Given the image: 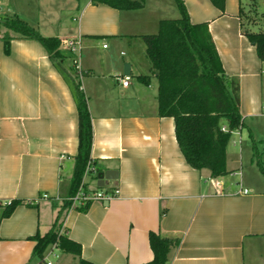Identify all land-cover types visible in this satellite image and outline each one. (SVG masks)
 <instances>
[{
	"label": "crops",
	"instance_id": "0c3cea01",
	"mask_svg": "<svg viewBox=\"0 0 264 264\" xmlns=\"http://www.w3.org/2000/svg\"><path fill=\"white\" fill-rule=\"evenodd\" d=\"M134 1L142 6L0 0V17L16 14L44 36L62 42L81 36L83 41L80 76L64 43L57 62L40 42L0 24V215L7 203L21 202L0 219V264L39 263L31 257L35 243L30 238L52 230L63 209L79 146L69 76L81 83L93 126L94 171L84 177L83 191H118L110 201L64 211L63 227L81 246L82 259L150 263L153 232L180 241L168 264H264V175L253 151L244 157L249 133L264 135V62L245 34L244 18L252 6L263 14L264 0H225L224 9L212 0H182L192 23L208 24L226 73L239 85L240 112L248 128L232 134L229 174L219 178L187 163L175 120L159 115L158 80L143 36L157 33L162 20L180 16L174 9L175 18L166 17L158 0L153 11L149 0ZM7 31L11 39L5 52ZM126 64L131 83L123 87L116 78L125 74ZM140 75H149V84ZM108 171L117 172L118 179L99 187L98 174ZM212 179L221 187L215 188ZM245 189L250 194L244 195ZM54 254V264H79L71 254Z\"/></svg>",
	"mask_w": 264,
	"mask_h": 264
},
{
	"label": "trees",
	"instance_id": "16d2710c",
	"mask_svg": "<svg viewBox=\"0 0 264 264\" xmlns=\"http://www.w3.org/2000/svg\"><path fill=\"white\" fill-rule=\"evenodd\" d=\"M180 17L164 19L157 33L144 35L147 57L158 80L159 115L175 120L176 139L187 163L196 170H209L211 177L229 174L226 168L227 147L232 132L247 130L240 112L239 85L226 73L207 23L194 24L182 0H175ZM224 9L225 0H212ZM118 9L140 8L134 0H99ZM264 17V13L262 14ZM0 24L8 31L40 42L54 61L63 58L62 40L55 36H44L39 29L30 25L16 14L0 17ZM3 35L4 51L9 48L10 35ZM264 62V26L257 31H245ZM142 83L149 84V75H140ZM77 103L79 116V146L75 158L72 179L63 209L52 230L45 235L35 234L30 239L35 245L31 257L43 260L48 250L57 245L64 253L79 259V264H93L81 258L82 248L67 236L61 217L72 206L71 199L79 192L88 164L91 162L93 143L92 118L88 101L81 83L69 76ZM227 127L229 132L222 129ZM250 132V131H249ZM253 161L262 175L264 162L258 152L252 133ZM21 202L6 205L1 218L8 217ZM30 205V203H27ZM149 242L154 259L147 264H168L171 250L180 245L179 240L162 238L150 233Z\"/></svg>",
	"mask_w": 264,
	"mask_h": 264
},
{
	"label": "built area",
	"instance_id": "2783aa9c",
	"mask_svg": "<svg viewBox=\"0 0 264 264\" xmlns=\"http://www.w3.org/2000/svg\"><path fill=\"white\" fill-rule=\"evenodd\" d=\"M98 1L99 0H90V2H98ZM63 43H64V46L74 54V59H73L74 67H75L77 73L80 76H82L83 75V69H82L81 62H80V56H81L83 41H82L81 36L76 37V38L67 39ZM106 46L107 45L105 44L104 47H106ZM116 80L123 87H128L131 83V76L129 74H124L123 76H117ZM222 130L226 133L229 132L227 127H224ZM235 132H237V131H235ZM233 133L234 132H232V134ZM92 171H94V168L92 166V163L90 162L88 164L87 169H86L85 176L89 175ZM212 183H213L215 188L221 187V184L216 182L214 179H212ZM117 194H118V191H115L114 194L105 193V192H101V191L94 192V193H87V192L83 191V183H82V186H81L79 192L76 194L75 197H73L71 199V201H72L71 209H84V208L88 207V205L90 203L95 202V201H100V202L110 201V200L114 199ZM243 194L248 195V194H250V192H249V190L245 189V190H243ZM44 198H47V196H45ZM9 204L10 203H7V205H9ZM55 250H59L57 245H53L51 247V251H49V253H47L45 255V257L43 258V260L39 261V263H37V264H54L52 259L55 258V256H56V254H54Z\"/></svg>",
	"mask_w": 264,
	"mask_h": 264
},
{
	"label": "rangeland",
	"instance_id": "374dc122",
	"mask_svg": "<svg viewBox=\"0 0 264 264\" xmlns=\"http://www.w3.org/2000/svg\"><path fill=\"white\" fill-rule=\"evenodd\" d=\"M157 0H149V11H153L155 3ZM160 1L161 5L164 7L165 11H166V17H171V18H175L174 17V9H176L177 13L175 15L178 14V17L180 16L179 14V8L178 5L176 3L175 0H158ZM164 11V10H163ZM173 16V17H172ZM244 24H245V28L246 30H257V29H261L264 26V17L262 16L261 13L257 12V10L252 6L251 8H248L246 13H245V18H244ZM255 140L257 142V148H258V152L260 154H264V135L263 134H257L255 136ZM253 147L252 142H249V144H245L244 146V157L245 159L249 158L251 155V149ZM232 149V146H231ZM55 261V258H53V262Z\"/></svg>",
	"mask_w": 264,
	"mask_h": 264
},
{
	"label": "water",
	"instance_id": "95a60500",
	"mask_svg": "<svg viewBox=\"0 0 264 264\" xmlns=\"http://www.w3.org/2000/svg\"><path fill=\"white\" fill-rule=\"evenodd\" d=\"M125 74H130V66L129 64H126L125 66ZM118 179L117 172L114 171H108L105 173H99L98 174V180H99V187H103L106 180H116Z\"/></svg>",
	"mask_w": 264,
	"mask_h": 264
}]
</instances>
